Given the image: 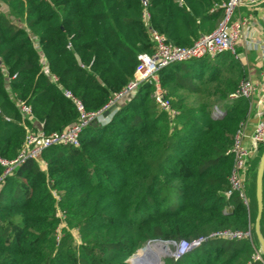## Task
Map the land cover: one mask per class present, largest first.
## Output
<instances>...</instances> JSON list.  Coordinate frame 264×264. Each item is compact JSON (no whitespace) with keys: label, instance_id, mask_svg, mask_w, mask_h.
Instances as JSON below:
<instances>
[{"label":"trees","instance_id":"1","mask_svg":"<svg viewBox=\"0 0 264 264\" xmlns=\"http://www.w3.org/2000/svg\"><path fill=\"white\" fill-rule=\"evenodd\" d=\"M145 1L0 0L1 157L16 159L39 127L52 134L78 120L66 91L104 116L138 57L154 54L150 29L191 47L215 31L229 0ZM246 77L232 53L171 64L158 79L175 114L146 81L108 122L87 127L79 147L28 160L0 185V264H127L149 243L199 240L163 264H264L254 260L263 144L249 160L246 202L226 195L234 139L250 114V101L230 95Z\"/></svg>","mask_w":264,"mask_h":264},{"label":"built area","instance_id":"2","mask_svg":"<svg viewBox=\"0 0 264 264\" xmlns=\"http://www.w3.org/2000/svg\"><path fill=\"white\" fill-rule=\"evenodd\" d=\"M263 1L264 0H229L222 4L220 7L224 10V16L215 31L211 34L202 36L191 47L174 46L169 43L164 35L150 29L151 39L155 44L154 54H141L138 57L139 64L134 73L132 83L122 92L116 94L104 110H110L117 102L134 94L141 84L146 81H151L155 85L154 96L160 109L175 114V112L171 110V104L166 98L165 91L162 90L160 86L158 72L171 64L183 63L207 57L213 59L225 53H232L237 59H239L237 49L240 41L244 37H248V34L251 32L250 30H252V28L249 27V25L252 23L253 17L252 15L243 17L238 11L241 8L253 11L260 6ZM144 5H147L145 0ZM144 17L146 20L149 19L148 14H145ZM258 46L260 48V44L255 42L251 45V49H257ZM262 56L264 58V48H262ZM45 72L48 73V70ZM53 81L56 82L57 79L53 78ZM261 88L264 89V80L255 83L251 79L245 78L241 81L236 91L230 95V99H245L251 101ZM65 96L75 103L79 112L78 120L69 128L52 134H46L41 127H39L37 132H29L23 149L16 159L7 160L0 156V166L3 168V175L0 177V185L7 177L15 174L17 169L28 160L34 159L39 161L42 153L53 146L62 145L79 147L83 131L92 124L97 123L103 117V112H87L83 103L77 100L71 92L66 91ZM18 106L25 116L29 117L32 115L31 108L22 101L18 102ZM243 127L238 131L234 139V146L231 151L234 158V167L231 176L229 177V189L226 192V195L231 196L232 194L237 193L246 202L249 160L253 156L254 150L257 151L260 144L264 145V123H258L255 128V132L252 136L253 149H248L244 146ZM56 217L63 218V215L61 212H58ZM221 236L241 238L244 234L224 232ZM198 242H203V240L194 243L183 242L177 245V258H180L193 249ZM254 260L264 262L260 252L255 255Z\"/></svg>","mask_w":264,"mask_h":264},{"label":"crops","instance_id":"3","mask_svg":"<svg viewBox=\"0 0 264 264\" xmlns=\"http://www.w3.org/2000/svg\"><path fill=\"white\" fill-rule=\"evenodd\" d=\"M238 13L243 17L249 15L253 17L252 23L249 25L252 30H250V33L248 32V37H244L240 41L237 53L241 65L247 71L246 78L251 79L255 83H259L264 80V58L262 56V48H264V1L253 11L241 8ZM255 42L260 44V48L258 46L257 49H251V45ZM109 118L106 119L104 115L100 119V122H108ZM261 122L264 123V89L262 88L250 101L249 119L243 127L244 146L246 148L253 149L252 136L257 124Z\"/></svg>","mask_w":264,"mask_h":264},{"label":"water","instance_id":"4","mask_svg":"<svg viewBox=\"0 0 264 264\" xmlns=\"http://www.w3.org/2000/svg\"><path fill=\"white\" fill-rule=\"evenodd\" d=\"M115 110V107H112L110 110H107L104 112L105 116H108L112 111ZM257 151H255L254 157L257 156ZM263 179H264V153L261 157L260 160V164L258 167V171H257V179H256V198H257V205H258V214H257V218H256V223H255V232L257 235V239L260 245V253L264 256V238L261 234V219H262V214H263V209H264V195H263ZM154 244H156L157 246H161L167 251H173L170 248V245H173L172 247L174 248V252H172V257L177 258L178 256V247L175 243H171L169 241H156L153 242ZM202 242H198V244H196L194 246L197 247L201 244ZM151 244V243H149ZM149 244H147L145 247L149 246ZM144 248L140 249L137 252V255H134L130 260L127 261V264H130V262L132 260H134L138 254L143 251ZM168 257H171V255L169 254ZM133 264H152L151 260H139L138 262H136V260L134 261Z\"/></svg>","mask_w":264,"mask_h":264},{"label":"bare ground","instance_id":"5","mask_svg":"<svg viewBox=\"0 0 264 264\" xmlns=\"http://www.w3.org/2000/svg\"><path fill=\"white\" fill-rule=\"evenodd\" d=\"M169 251L165 250L162 245L157 246L154 243L149 244V246L145 247L143 251H141L138 256L134 259L136 262L139 260H151L152 264H163L161 260L164 255H166Z\"/></svg>","mask_w":264,"mask_h":264},{"label":"rangeland","instance_id":"6","mask_svg":"<svg viewBox=\"0 0 264 264\" xmlns=\"http://www.w3.org/2000/svg\"><path fill=\"white\" fill-rule=\"evenodd\" d=\"M220 23V22H219ZM246 236H250V234L248 233V235H246ZM172 243V242H171ZM176 245H179V244H176ZM173 245H170V248L173 250V251H169L166 255H164V257H162V261H164V259H166V258H175V257H172V252H174V248L172 247ZM260 252V251H259ZM171 255V257H168V255ZM135 255H137V253L135 254ZM134 263V260H132L131 262H130V264H133Z\"/></svg>","mask_w":264,"mask_h":264}]
</instances>
